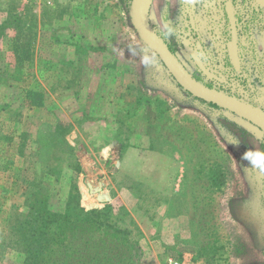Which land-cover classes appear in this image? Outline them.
Segmentation results:
<instances>
[{
  "label": "rangeland",
  "instance_id": "374dc122",
  "mask_svg": "<svg viewBox=\"0 0 264 264\" xmlns=\"http://www.w3.org/2000/svg\"><path fill=\"white\" fill-rule=\"evenodd\" d=\"M145 11L196 81L264 112V0ZM153 51L130 2L0 0V264H264V164L244 158L264 131Z\"/></svg>",
  "mask_w": 264,
  "mask_h": 264
},
{
  "label": "water",
  "instance_id": "95a60500",
  "mask_svg": "<svg viewBox=\"0 0 264 264\" xmlns=\"http://www.w3.org/2000/svg\"><path fill=\"white\" fill-rule=\"evenodd\" d=\"M146 2L147 0H131L130 9L132 18L139 30L146 36L149 44L156 52L162 64L176 80V82L187 92L217 103L218 105L226 108L232 113L241 116L264 131V112L241 99L200 83L190 75V73L178 61L174 53L167 47V45L163 42L158 33L150 24V21L145 14ZM230 22L232 29L230 53L235 66L238 67L239 59L236 43L237 33L233 17L230 19ZM197 62L200 65L198 60Z\"/></svg>",
  "mask_w": 264,
  "mask_h": 264
},
{
  "label": "clouds",
  "instance_id": "9594fccd",
  "mask_svg": "<svg viewBox=\"0 0 264 264\" xmlns=\"http://www.w3.org/2000/svg\"><path fill=\"white\" fill-rule=\"evenodd\" d=\"M161 34L164 38H168L174 34V29L169 24H165L163 26V28L161 29ZM195 55L201 60H206L208 58L207 55L199 49L196 51ZM141 60H142V63L144 65H155L159 62L157 60V54L155 51H153L151 53L143 54L141 57ZM249 157H252L251 163H253L256 166H262V164H264V153H261V152L248 153V152H246L244 154V158L249 159Z\"/></svg>",
  "mask_w": 264,
  "mask_h": 264
},
{
  "label": "flooded vegetation",
  "instance_id": "af4514ba",
  "mask_svg": "<svg viewBox=\"0 0 264 264\" xmlns=\"http://www.w3.org/2000/svg\"><path fill=\"white\" fill-rule=\"evenodd\" d=\"M229 8V7H228ZM229 11V10H228ZM227 11V12H228ZM231 19V18H230ZM234 19V18H233ZM234 23H235V21H234ZM235 26H236V24H235ZM229 28H230V39H229V44H228V49H227V51H228V55H229V57H230V60H231V63H232V65H233V68H238L239 67V65H240V59H239V52H238V44H237V52H238V59H239V65H238V67H236L235 66V64H234V62H233V59H232V56H231V53H230V46H231V42H232V29H231V22L229 23ZM237 33V32H236ZM236 43H237V40H236ZM184 49H185V51L191 56V58H192V60L196 63V64H198V62H197V60L199 61V58L198 57H196V55H195V53L193 52V50L191 49V47L189 46V44H188V42L187 41H184ZM197 59V60H196ZM200 62V61H199ZM202 62H200V65L198 64V66L202 69V70H206V68L204 67V64H201ZM191 75V74H190ZM192 76V75H191ZM211 76H213V75H211ZM193 77V76H192ZM194 78V77H193ZM206 85V84H205ZM208 86V85H207Z\"/></svg>",
  "mask_w": 264,
  "mask_h": 264
},
{
  "label": "trees",
  "instance_id": "16d2710c",
  "mask_svg": "<svg viewBox=\"0 0 264 264\" xmlns=\"http://www.w3.org/2000/svg\"><path fill=\"white\" fill-rule=\"evenodd\" d=\"M122 1H124L125 3H128V4H129V2H131V0H122ZM149 1H150V0H147V2H146V4H145V9L147 8V5L149 4ZM145 14H146V16H147L146 11H145ZM167 47H168V46H167ZM168 48H169V47H168ZM195 98L198 99V100L201 101V102H204V103H205L206 105H208V106H211V107H214V108H218V109H223V110L225 109V110H227L226 108H224V107L218 105L217 103H215V102H211V101L206 100V99H204V98H202V97L195 96ZM228 111H229V110H228ZM49 217H50L49 221H52L53 215L50 214ZM75 227H77V224H75V223H72V224H70V226H69L70 229H71V228H75Z\"/></svg>",
  "mask_w": 264,
  "mask_h": 264
},
{
  "label": "built area",
  "instance_id": "2783aa9c",
  "mask_svg": "<svg viewBox=\"0 0 264 264\" xmlns=\"http://www.w3.org/2000/svg\"><path fill=\"white\" fill-rule=\"evenodd\" d=\"M55 0H43L44 3L51 5L54 3ZM174 264H178L177 262H174Z\"/></svg>",
  "mask_w": 264,
  "mask_h": 264
}]
</instances>
